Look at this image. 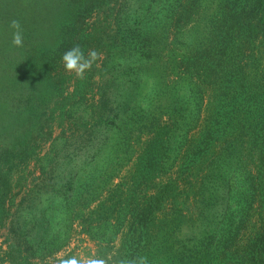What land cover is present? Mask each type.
<instances>
[{"label":"rangeland","instance_id":"obj_1","mask_svg":"<svg viewBox=\"0 0 264 264\" xmlns=\"http://www.w3.org/2000/svg\"><path fill=\"white\" fill-rule=\"evenodd\" d=\"M46 2L41 5L43 11L29 15L32 21L41 20L45 41H40L37 27L29 24L34 33L23 37L22 46L0 42V244L7 239L23 246L32 257L23 264H61L73 257L78 264L89 260L117 264L115 256L129 246L134 261L140 253L130 226L135 202L145 188L141 156L152 136V122L173 101L167 94L150 93L139 105L142 110L130 114L131 98L138 92L137 71L144 68L146 60L134 52L136 48H148L145 43L149 38L158 54L167 43V35L162 24H146L143 20L149 0ZM217 2H210L200 31ZM68 33L69 41L86 57L91 51L97 53L83 78L65 69L62 56L67 50L57 55ZM122 36H128L127 40ZM8 39L12 41V37ZM188 46L189 42L180 51L190 50ZM151 66L148 63L146 71ZM47 74L54 81L48 82ZM105 80L111 86L107 108L97 94L98 85ZM215 93L212 87L208 90L200 127L191 125L190 132L184 129L179 133L175 154L181 170L191 164L193 153L208 138L209 131L215 147L204 153L203 166L224 140L223 129L214 126L218 109ZM110 115L116 120L115 127L109 125ZM63 131L68 139L62 138ZM123 138L128 142L124 152L131 148L130 158L122 155L116 144ZM106 141L117 145L113 149L119 151L109 149L99 167L90 168L99 158L97 153L107 148ZM237 150L234 148L218 163L209 196L220 194L223 178L239 167ZM168 178L166 174L156 179L152 192ZM192 201L181 195L173 199V204L192 216ZM168 204V211L160 214L161 221L149 229V236H144L149 247L137 264L142 259L146 264H232L237 248L225 235L226 229L211 236L207 226L210 217L222 214V202L210 208L208 217L199 222L187 221L189 217L175 222L172 201ZM257 219L252 213L238 245L257 232ZM0 264H4L1 259Z\"/></svg>","mask_w":264,"mask_h":264},{"label":"trees","instance_id":"obj_2","mask_svg":"<svg viewBox=\"0 0 264 264\" xmlns=\"http://www.w3.org/2000/svg\"><path fill=\"white\" fill-rule=\"evenodd\" d=\"M46 1L0 0V42L5 45L12 43L8 39L14 31L10 27L12 20L20 22L24 38L33 35L30 27L35 25L40 41H45L41 20L32 21L29 15L35 10L38 14L43 11L41 5ZM210 2L212 0H149L143 20L146 24L153 21L157 22L156 25L162 24L167 43L158 54L153 45L150 46L152 42L149 38L145 43L148 48H136L134 55L139 59L144 57L145 66L151 63L152 68L146 71L144 66L137 71L138 92L131 98L130 114L134 116L142 110L139 105L144 98L151 96L150 93H154L153 96L167 94L173 101L152 122V136L147 140L141 156L145 188L135 202L130 226L137 237L140 254L133 261L130 255L132 246L124 247L115 256L117 264L138 263L149 247V240L144 236H149V229L161 221L160 214L168 211L166 207L170 201L175 222H182L188 217L187 221H202L208 217L206 213L210 208L222 202V214H214L207 223L211 228L209 234L217 235L226 229L225 235H229L233 247L237 248L232 264H264V0H218L214 13L200 31ZM127 38L122 36V40ZM188 42L190 50L185 49L182 53L181 47ZM72 43L69 33L64 34L57 55L77 46ZM46 52L42 54L46 55ZM178 68L182 70L177 72ZM46 78L48 82L54 81L49 74ZM110 87L106 80L97 87V94L100 101L104 100L105 108L110 106L111 97L107 93ZM211 87L216 90L215 101L218 103L214 126L223 129L224 140L207 165L203 166L201 159H205L204 153L215 147H212L213 133L209 131L208 138L193 153L191 164L181 170L177 168L178 154H175L179 133L184 129L186 133L190 132L191 125L193 128L200 127ZM108 119L111 122L109 125H117L113 115ZM185 121L189 124H184ZM64 134L66 131H63L62 138L68 139ZM121 141L116 143L121 154L132 157L130 147L124 152V147L128 145L126 138ZM104 145L107 151L98 152L99 158L93 161L90 168L99 167L109 149L115 153L119 151L113 149L117 145L107 141ZM234 148H238L239 167L223 178L225 183L220 194L209 196L210 184L216 180L213 173L218 163ZM166 174L170 178L156 183L157 189L152 192V183ZM181 195L193 200L190 204L192 216L184 214V209L173 204V199ZM252 213L258 217V230L238 245ZM164 219H167L166 216ZM0 250V259L4 264L28 263L32 258L23 246L13 240H4Z\"/></svg>","mask_w":264,"mask_h":264},{"label":"clouds","instance_id":"obj_3","mask_svg":"<svg viewBox=\"0 0 264 264\" xmlns=\"http://www.w3.org/2000/svg\"><path fill=\"white\" fill-rule=\"evenodd\" d=\"M10 27L14 29L12 33V44L20 47L23 44V34L21 30V24L18 20H12ZM97 58V53L91 51L86 57L84 52L79 46H75L67 50L63 56L62 60L64 62V67L68 71H75L77 77L83 78L86 70L92 67L93 62ZM61 264H78L76 258H70L63 260ZM87 264H105L104 260H89ZM141 264H146L145 260H141Z\"/></svg>","mask_w":264,"mask_h":264}]
</instances>
